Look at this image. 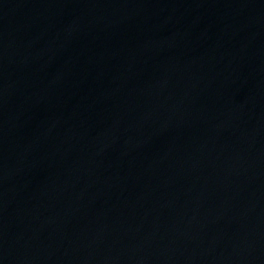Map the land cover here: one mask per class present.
<instances>
[{
    "label": "water",
    "instance_id": "1",
    "mask_svg": "<svg viewBox=\"0 0 264 264\" xmlns=\"http://www.w3.org/2000/svg\"><path fill=\"white\" fill-rule=\"evenodd\" d=\"M0 264H264V0H0Z\"/></svg>",
    "mask_w": 264,
    "mask_h": 264
}]
</instances>
